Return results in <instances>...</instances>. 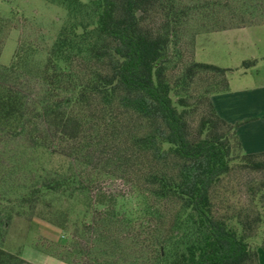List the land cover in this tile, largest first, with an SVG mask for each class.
<instances>
[{
	"label": "trees",
	"instance_id": "obj_1",
	"mask_svg": "<svg viewBox=\"0 0 264 264\" xmlns=\"http://www.w3.org/2000/svg\"><path fill=\"white\" fill-rule=\"evenodd\" d=\"M60 1L67 20L43 63L33 60L32 48H18L9 65L0 64V141L20 139L69 157L80 170L94 160L114 164L142 201L127 209L117 195L107 202L99 194L101 209L81 222L80 234L75 228L67 245L70 264L78 263L74 258H84L82 264H259L241 221L213 208V191L231 170L236 149L252 167L264 165V152L244 151L236 125L211 101L228 89L231 69L192 59L174 81L169 76L171 46L190 16H216L219 0H198L200 6L187 0ZM241 4L238 22H214L212 30L264 24L258 19L264 0ZM251 64L242 61L244 68ZM201 73L218 82L197 99L203 108L193 124L187 93ZM79 174L71 168L38 176L18 202L32 210L44 192L76 189ZM167 215L171 219L159 225ZM4 216L0 241L10 215ZM127 239L132 243L125 247ZM133 248L142 253L123 260ZM0 264L33 263L0 245Z\"/></svg>",
	"mask_w": 264,
	"mask_h": 264
},
{
	"label": "rangeland",
	"instance_id": "obj_2",
	"mask_svg": "<svg viewBox=\"0 0 264 264\" xmlns=\"http://www.w3.org/2000/svg\"><path fill=\"white\" fill-rule=\"evenodd\" d=\"M187 1L195 6L202 5L198 0ZM218 2L216 16H190L178 44L171 46L174 54L169 65L171 80L175 79L180 67L192 59L231 70H242V61L253 60L247 68L248 72L264 73V25L212 30L214 22H238L236 16H239L242 7L241 0ZM194 12L195 9L191 13ZM258 19L264 21V15ZM66 20L67 9L60 0H0V64L9 65L18 48L25 51L32 48L33 60L41 65ZM217 79L209 73H201L190 85L187 93L188 117L193 124L203 108V104L198 102L199 97L216 85ZM175 90L179 88L176 86ZM174 93L173 96L177 97ZM235 151L238 152H235L237 155L231 170L213 191V208L218 215L232 222L241 221L243 229L249 234L247 241L251 248L263 250L264 165L254 168L241 158L243 150ZM71 168L78 169L80 173L78 179L81 183L76 182V189L44 192L45 195L32 210L19 204V192L25 191L33 179L48 173H69ZM99 194L106 195L100 198L107 202L109 196L117 195L127 203V209H138L142 202L135 199V187L131 180L114 164H99L94 160L87 169L80 170L69 157L33 149L20 139L0 141V215L1 212L4 217L10 215L1 230L3 239L0 245L5 250L19 254L33 264H70L67 245L75 228L80 234L81 222H89L95 209H101L96 203ZM171 217L167 215V219L159 220L158 224ZM258 217L260 219L256 221ZM138 220L136 217L135 222ZM117 226L114 225V228ZM131 243L127 239L124 246ZM135 252L137 256L142 253L138 248L127 249L122 259L128 261ZM72 261L82 264L85 260L74 258Z\"/></svg>",
	"mask_w": 264,
	"mask_h": 264
},
{
	"label": "crops",
	"instance_id": "obj_3",
	"mask_svg": "<svg viewBox=\"0 0 264 264\" xmlns=\"http://www.w3.org/2000/svg\"><path fill=\"white\" fill-rule=\"evenodd\" d=\"M259 25L264 24L231 29ZM247 68L231 70L228 74V89L212 95L211 101L221 118L236 125L243 149L256 153L264 151V73H250ZM258 262L264 264V250H258Z\"/></svg>",
	"mask_w": 264,
	"mask_h": 264
}]
</instances>
